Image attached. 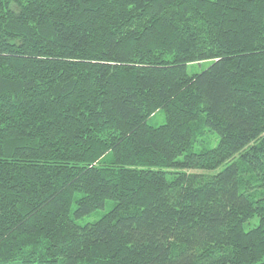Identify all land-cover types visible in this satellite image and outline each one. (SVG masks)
Segmentation results:
<instances>
[{
  "label": "trees",
  "instance_id": "16d2710c",
  "mask_svg": "<svg viewBox=\"0 0 264 264\" xmlns=\"http://www.w3.org/2000/svg\"><path fill=\"white\" fill-rule=\"evenodd\" d=\"M0 264H264V0H0Z\"/></svg>",
  "mask_w": 264,
  "mask_h": 264
},
{
  "label": "rangeland",
  "instance_id": "374dc122",
  "mask_svg": "<svg viewBox=\"0 0 264 264\" xmlns=\"http://www.w3.org/2000/svg\"><path fill=\"white\" fill-rule=\"evenodd\" d=\"M210 66H211L210 62H204L202 64L189 65L187 69H188L189 75H197V74H200V73L206 71ZM165 122L166 121H165L164 113L161 111V112H158L152 119H150L149 125H151L153 127H160V126L164 125ZM217 145H218V139L215 138L214 140H212V142L209 143L207 148L212 149V148H215ZM203 149H204V147L198 146V147H196L195 150L197 152H200ZM225 167H226V165H223L218 170L213 171V172H207L206 174L207 175H216L219 172H221ZM192 173H199V172H192ZM113 207H114L113 202H111V201L107 202V205H106L104 210H99V211L92 213L91 215L77 219L76 222L80 226H85L88 224L96 223L100 219H102L108 212H110L113 209ZM256 223H257L256 221L253 222V224H256Z\"/></svg>",
  "mask_w": 264,
  "mask_h": 264
}]
</instances>
